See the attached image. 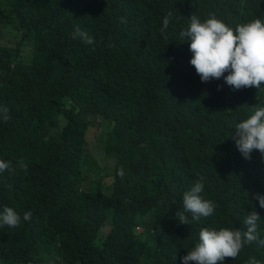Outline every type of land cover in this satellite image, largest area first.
<instances>
[{
    "label": "trees",
    "instance_id": "trees-1",
    "mask_svg": "<svg viewBox=\"0 0 264 264\" xmlns=\"http://www.w3.org/2000/svg\"><path fill=\"white\" fill-rule=\"evenodd\" d=\"M208 13L264 19V0H0V205L32 213L0 227V264H181L201 227L243 229L253 210L264 239L253 196L264 160L243 159L231 139L264 85L200 81L179 30ZM73 25L93 45L70 38ZM91 127L112 165L90 159ZM201 176L215 211L180 223L181 193ZM250 258L264 264V245L223 264Z\"/></svg>",
    "mask_w": 264,
    "mask_h": 264
},
{
    "label": "clouds",
    "instance_id": "clouds-1",
    "mask_svg": "<svg viewBox=\"0 0 264 264\" xmlns=\"http://www.w3.org/2000/svg\"><path fill=\"white\" fill-rule=\"evenodd\" d=\"M171 17L172 13L169 12L162 18V34ZM69 36L88 45L94 43V38L79 25H73ZM179 37L180 41H187L191 53L188 63L193 66L201 82L222 77L223 82L232 89L249 86L257 89L264 85V19L257 16L229 25L212 13L204 18L190 15L186 25L179 30ZM7 113L8 108L0 106V119L6 120ZM231 139L243 159H250L251 153L256 150L264 160V104L254 107L232 125ZM9 168L10 162L0 159V173ZM117 175H122V171L118 170ZM204 190L201 176L181 193L183 213H190V218L181 213L177 219L180 223L189 224L214 213L216 204L202 195ZM253 196L258 206L264 209V192H255ZM31 215L30 210L20 214L13 207L0 205V227L13 228L21 218L27 221ZM260 220L261 216L253 210L243 216V229L201 227L186 253L180 256L181 264H189V261L195 264H217L219 261L223 264L225 257L235 258L242 246L249 242L256 240L264 245V239L258 238ZM247 264H260V261L250 258Z\"/></svg>",
    "mask_w": 264,
    "mask_h": 264
},
{
    "label": "rangeland",
    "instance_id": "rangeland-1",
    "mask_svg": "<svg viewBox=\"0 0 264 264\" xmlns=\"http://www.w3.org/2000/svg\"><path fill=\"white\" fill-rule=\"evenodd\" d=\"M3 41L2 35L0 33V42ZM94 61V59H92ZM84 74V73H83ZM84 76V75H83ZM101 132V129L98 127H91L87 133V142H88V152L90 159L96 160L102 166L112 165V162H109L104 154V144L98 141V134ZM107 183L112 182L111 178H108Z\"/></svg>",
    "mask_w": 264,
    "mask_h": 264
}]
</instances>
